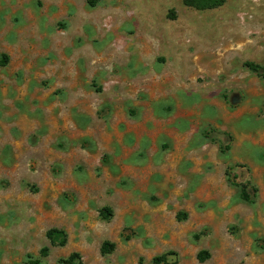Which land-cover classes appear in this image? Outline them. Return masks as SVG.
<instances>
[{"label": "rangeland", "instance_id": "obj_1", "mask_svg": "<svg viewBox=\"0 0 264 264\" xmlns=\"http://www.w3.org/2000/svg\"><path fill=\"white\" fill-rule=\"evenodd\" d=\"M0 62V264H264V0H0Z\"/></svg>", "mask_w": 264, "mask_h": 264}, {"label": "trees", "instance_id": "obj_2", "mask_svg": "<svg viewBox=\"0 0 264 264\" xmlns=\"http://www.w3.org/2000/svg\"><path fill=\"white\" fill-rule=\"evenodd\" d=\"M226 0H182V3L186 7L193 8L195 10L204 11V10H212L221 7ZM99 0H86L87 5L90 8H93L97 5ZM4 63V62H3ZM1 65V62H0ZM247 67H250L253 71H258V67L254 64L247 63ZM256 189L254 186L247 187L244 186L240 192V199L242 201L248 202L251 200V196L255 193ZM106 212H109L105 209ZM102 217H104L102 215ZM46 237L50 241V243L54 246H63L66 242L65 233L62 230L50 229L46 232ZM113 250V244L109 242H104L100 248V253L105 255L109 254ZM46 253V249L42 250V254ZM208 258V253L206 251H201L197 255V259L200 262H203ZM76 260L74 263L73 261ZM64 264H80L79 258L77 254H72L67 260L64 261ZM153 264H176V262H167L165 256L155 257L153 259Z\"/></svg>", "mask_w": 264, "mask_h": 264}]
</instances>
